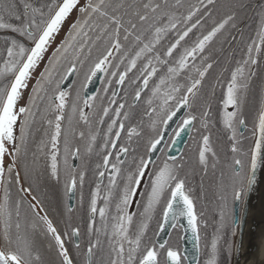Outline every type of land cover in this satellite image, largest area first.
I'll return each mask as SVG.
<instances>
[{"label": "snow or ice", "instance_id": "6c2138e0", "mask_svg": "<svg viewBox=\"0 0 264 264\" xmlns=\"http://www.w3.org/2000/svg\"><path fill=\"white\" fill-rule=\"evenodd\" d=\"M261 158L264 0H0V264H200L202 247L219 264L228 193L242 199ZM193 162L219 170L210 241Z\"/></svg>", "mask_w": 264, "mask_h": 264}, {"label": "trees", "instance_id": "16d2710c", "mask_svg": "<svg viewBox=\"0 0 264 264\" xmlns=\"http://www.w3.org/2000/svg\"><path fill=\"white\" fill-rule=\"evenodd\" d=\"M248 17L249 19L246 21L248 28L246 29V31L251 32L252 29L257 26V21L254 18V13L251 11L248 12ZM214 113H215V110H214ZM213 119H215V114H213ZM247 132L249 133L248 136L250 138V132L249 131ZM238 136H240L239 129H238ZM240 138L243 142V136H240ZM218 146H220L221 148H226L227 146L226 141L219 144ZM249 166L250 165H247V162H246L247 169ZM193 167H194V164H193ZM199 173H200V170L198 168H196L195 171H193L194 175L199 174ZM209 175H210L209 178L205 177V181L202 184L203 186H200L202 190L201 191L193 190L192 194H193V198L195 200L196 206L200 209L201 212L204 211V213L206 214L205 219L207 220L208 218L211 226L214 225L215 233L217 234L216 228L218 227V219H219V211H220L221 202L219 200L220 194L217 191L215 181L217 177L219 176V170H217L215 174H213L212 172H209ZM49 198L51 201V207L56 209L55 192H50ZM233 204L234 202L232 201L231 193L229 192L228 193V208H227L228 217H227L224 230H222L219 234H224L225 237H231V238L227 240H220V245L223 248V251L220 253V256H219V264H232L233 254L235 250V243H236V235H237L236 228L232 226ZM56 210L58 211V209ZM233 228L235 229V236L231 234V229ZM226 241L228 242L227 244H225ZM202 245H203V241H202ZM228 245L231 246L230 252L228 251ZM204 261H205V257L203 255V247H202L201 256H200V264H204Z\"/></svg>", "mask_w": 264, "mask_h": 264}, {"label": "bare ground", "instance_id": "6f19581e", "mask_svg": "<svg viewBox=\"0 0 264 264\" xmlns=\"http://www.w3.org/2000/svg\"><path fill=\"white\" fill-rule=\"evenodd\" d=\"M244 241L241 254L234 264H246V257L258 254L264 245V158L255 169L254 183L251 186L247 214L244 223Z\"/></svg>", "mask_w": 264, "mask_h": 264}, {"label": "flooded vegetation", "instance_id": "af4514ba", "mask_svg": "<svg viewBox=\"0 0 264 264\" xmlns=\"http://www.w3.org/2000/svg\"><path fill=\"white\" fill-rule=\"evenodd\" d=\"M101 87H102V85L99 82V85H98L96 91H98ZM221 127H222V125H219V124L215 126V128L213 130V139L214 140H216L217 135H220V128ZM247 131L250 132V129H244L243 130V134L244 135L247 134L246 136H248V134H249ZM239 133H240V130H239ZM170 135H171V132H170L169 136ZM194 135H195L194 133H190L189 134V136H188V138L186 140V143L183 146V149H182L181 152L190 151V154H193L194 155V152H195V142H194L193 139L190 138L191 136H194ZM218 147H220V146H218ZM221 155H223V153H221ZM193 164H194V162H193ZM192 168H193V165H190L189 166V183H190V185L192 187V190L201 191L202 189H201L200 186H203L202 184L205 181V177L209 178L210 175L208 173V175L205 176L201 172L199 174H195L194 175L193 174V171H192ZM245 172L248 175V177H250V174H251L250 166L248 167V169L245 168ZM246 188H245L244 194L242 196V199L240 200V212H241L242 207H243V202H244ZM85 196H87V187L85 188ZM74 203H75V200H74ZM235 204H236V201L233 204V213H232V218L233 219H232V221L233 220L236 221V217H235ZM197 212H198V215H202V219H201V222H200L201 236L202 237H207L208 240L210 241L211 237L214 236V235H216L214 225L211 226V224L209 223L208 218H207L208 221L205 219L206 214L204 213V211L201 212L198 207H197ZM205 223L207 225L206 227H205ZM232 226L236 228V232H237L238 231V224L237 223H235V224L232 223ZM177 231L178 230L168 229L165 234L167 235V232H171V237H169L167 235L166 236V239H169L170 238L171 239V242L174 243V244L175 243H179L181 249H183V241H184L185 235L183 236V239H179L178 240L177 239V235H176ZM219 235H220V240H227V239H230L231 238V237H225L224 234H219ZM162 238H164V234H162ZM200 256H201V252H200V255H199V259H200Z\"/></svg>", "mask_w": 264, "mask_h": 264}, {"label": "water", "instance_id": "95a60500", "mask_svg": "<svg viewBox=\"0 0 264 264\" xmlns=\"http://www.w3.org/2000/svg\"><path fill=\"white\" fill-rule=\"evenodd\" d=\"M99 85V81H94L93 84L89 87V93L90 94H94L97 87ZM172 127H175V124L172 125ZM170 130L168 132V135L170 134ZM190 133H185L183 134V136L181 137V140L179 141L177 147L180 149V151H182L183 146L186 143V140L188 138ZM173 154H179L174 152ZM252 177V171L250 174V177ZM250 188H246V192H245V197H244V202H243V207L242 210L240 212V201H236L235 204V217H236V223L238 224V231H237V236H236V243H235V250H234V254H233V259H232V264L235 263V260L237 259V257L241 254L242 249H243V241H244V223H245V219H246V214H247V205H248V199H249V194H250ZM74 203V201H73ZM184 223L186 225L187 221L186 218L184 219ZM166 234H164V239H166ZM238 249V252H237ZM183 250L185 251V255H187L189 257V259L191 260L192 257L197 255V251L194 247V242L192 239V234L191 231L189 230L188 233L185 235L184 241H183ZM200 255V254H199ZM193 264H195V262H193Z\"/></svg>", "mask_w": 264, "mask_h": 264}, {"label": "rangeland", "instance_id": "374dc122", "mask_svg": "<svg viewBox=\"0 0 264 264\" xmlns=\"http://www.w3.org/2000/svg\"><path fill=\"white\" fill-rule=\"evenodd\" d=\"M252 171V170H251Z\"/></svg>", "mask_w": 264, "mask_h": 264}]
</instances>
